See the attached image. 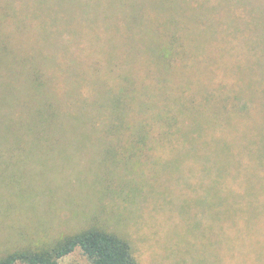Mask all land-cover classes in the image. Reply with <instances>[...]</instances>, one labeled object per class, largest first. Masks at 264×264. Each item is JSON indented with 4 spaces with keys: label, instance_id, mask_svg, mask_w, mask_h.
I'll return each mask as SVG.
<instances>
[{
    "label": "rangeland",
    "instance_id": "1",
    "mask_svg": "<svg viewBox=\"0 0 264 264\" xmlns=\"http://www.w3.org/2000/svg\"><path fill=\"white\" fill-rule=\"evenodd\" d=\"M138 1L117 0L122 24H105V42H116L120 34L118 58L93 56L96 75L90 79L68 72L64 79L55 72L50 77L54 96L48 95L55 101L57 120L74 117L80 107L83 121L91 107L101 129L54 135L42 147L14 136L10 148L0 149V183L16 181L26 190L15 198L14 188L0 184V253L18 243L40 247L47 244L44 240L96 222L125 237L138 264H264V1L256 6L164 3L162 32L179 37L172 82L162 66L152 63L148 74L137 73L133 65H148L135 56L131 42L133 25L139 26L149 12ZM89 34L91 43L98 39L96 32ZM52 57L48 53L44 59ZM119 62L128 66L112 93L119 67L105 71L102 65ZM81 86L91 91L90 98L79 92ZM59 89L71 99L64 110L58 108ZM148 90L161 92L160 98L167 96L174 105L178 143L172 154L169 135L155 133L162 149L140 151L139 178L132 159L129 165L101 164L107 151L115 154L109 160L130 155L135 134L104 132L114 104L124 111L137 108L144 105L139 95ZM59 264L89 262L75 248Z\"/></svg>",
    "mask_w": 264,
    "mask_h": 264
},
{
    "label": "trees",
    "instance_id": "2",
    "mask_svg": "<svg viewBox=\"0 0 264 264\" xmlns=\"http://www.w3.org/2000/svg\"><path fill=\"white\" fill-rule=\"evenodd\" d=\"M116 1L25 0L21 5L22 8L18 9L20 0H0V149L10 148L11 139L14 136L19 139L27 137L26 139H31L36 146L42 147L41 143H49L54 135L70 137L69 135L73 133H93L101 129L100 121L91 107L85 115L88 118L83 121H79L80 107H75L78 111L73 110L74 117L64 116L62 120H57L55 101L49 98L51 96L48 93L53 91L50 78L53 72L57 75L61 74L63 79L66 72L86 75L90 79L96 75V69L91 66L93 56L94 59H101L99 57L104 53L118 58L121 54L122 40L119 32H117L116 42L113 39H110V43L105 42L108 35L105 24L110 21H113V25L122 24V21L118 22L122 19L118 17L119 14H116L120 8L119 5H115ZM200 1L190 0L189 4L196 2L195 5H198ZM202 1L205 4L208 2L228 6H256V3L262 4L264 0ZM174 2L175 0L138 1L149 12L142 21L138 22L139 26L132 24L131 42L135 47V56L144 58L148 62V65H143L140 61L137 62L140 65L134 63L136 72L146 71L149 74L153 63L155 68L162 66L166 70L169 82H172L170 75H174L177 70L174 55L178 51L179 37L175 33L162 32L160 20L162 7L165 4L171 7ZM130 5L131 3L129 8ZM118 24L117 31L120 30ZM79 25L83 27L78 28ZM90 32H96L98 36L93 43L88 41ZM48 53L53 55L51 60L44 59ZM70 59L72 63L69 62ZM126 65V62H119L114 66L102 65L105 71H112L115 70L114 67H119L113 82L111 81L114 84L112 93L118 90L121 78L117 79V77L121 70L128 66ZM53 84L63 83L60 80H53ZM148 91V95L145 93L139 95L144 105L140 104L137 108L128 107L124 111L121 106L114 104L116 111L112 123L104 132L123 133L125 130L135 134L133 152L129 153L130 155L121 157L120 160H109L110 156L115 158V154L107 151L101 164L108 162L106 164L108 165L109 162L114 161L129 165L128 161L132 159L131 168L139 178L143 176L141 173L143 162L138 157L142 154L140 151L145 148L151 152L162 149L160 142L153 138L155 133L169 135L168 141L171 144L169 149L171 148L172 154L175 153L178 143L174 135L177 131L174 105L168 101L167 96L164 100L161 99V92ZM79 92L83 93L85 99L92 96L91 91L85 86L83 89L81 86ZM174 92L172 88L171 93ZM52 95L54 96V93ZM58 99V108L64 110L70 96L65 90L59 89ZM147 142H152L155 146L147 147ZM96 174L100 178V171ZM4 182L1 180L0 184ZM4 185L14 188L15 198L21 197L20 195L25 196L26 190L22 183L15 181L12 184L4 183ZM73 214L77 213L74 211ZM44 235L45 233L42 238H46L43 237ZM44 241L47 244L40 247L16 244L13 250L0 253V264L17 262L59 264V259L75 248L82 250L89 264H138L129 241L99 226L96 222L63 234L53 241L52 239Z\"/></svg>",
    "mask_w": 264,
    "mask_h": 264
}]
</instances>
